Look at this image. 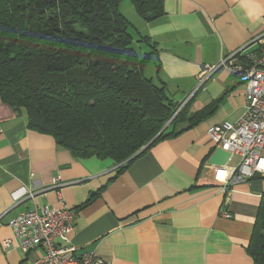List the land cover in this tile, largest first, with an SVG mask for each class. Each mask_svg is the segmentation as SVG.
Masks as SVG:
<instances>
[{
    "label": "crops",
    "instance_id": "crops-1",
    "mask_svg": "<svg viewBox=\"0 0 264 264\" xmlns=\"http://www.w3.org/2000/svg\"><path fill=\"white\" fill-rule=\"evenodd\" d=\"M123 2L130 32L155 43L145 76L165 85L181 103L178 111L186 103L191 115L214 111L117 173L119 165L77 159L51 136L29 130L26 114L0 100V264H28L42 255L2 247L12 238L11 218L63 205L75 211L69 246L77 254L92 251L101 264H254L248 247L264 172L223 192L216 176L239 158L206 132L245 111L244 85L228 64H243L234 54L264 35V0H163L162 16L151 22L130 4L123 12ZM144 46L140 53L149 51ZM179 94L186 95L180 102Z\"/></svg>",
    "mask_w": 264,
    "mask_h": 264
},
{
    "label": "trees",
    "instance_id": "trees-1",
    "mask_svg": "<svg viewBox=\"0 0 264 264\" xmlns=\"http://www.w3.org/2000/svg\"><path fill=\"white\" fill-rule=\"evenodd\" d=\"M121 2L0 0L1 102L24 112L29 130L51 136L73 157L115 163L117 173L215 107L191 115L186 103L172 118L181 103L175 106L165 85L144 74L155 43L130 32ZM128 2L145 21L163 14V0ZM135 43L149 51L138 52ZM248 254L254 264H264V197Z\"/></svg>",
    "mask_w": 264,
    "mask_h": 264
},
{
    "label": "built area",
    "instance_id": "built-area-1",
    "mask_svg": "<svg viewBox=\"0 0 264 264\" xmlns=\"http://www.w3.org/2000/svg\"><path fill=\"white\" fill-rule=\"evenodd\" d=\"M237 54L245 62L229 63L228 69L238 74L244 85L245 111L235 123L214 125L206 132L213 144L239 158L229 173L216 176L225 193L230 186L264 172V35ZM74 217L75 211L65 205L22 212L8 221L12 238L3 240L2 247L16 246L24 254L40 249L42 255L28 264H101L92 251L77 254L69 246L67 235L73 230Z\"/></svg>",
    "mask_w": 264,
    "mask_h": 264
},
{
    "label": "rangeland",
    "instance_id": "rangeland-1",
    "mask_svg": "<svg viewBox=\"0 0 264 264\" xmlns=\"http://www.w3.org/2000/svg\"><path fill=\"white\" fill-rule=\"evenodd\" d=\"M122 6H124V8L122 9L123 12H125L124 9L126 8V6H128L129 8H131L130 5H129V3L127 2V0H124ZM125 13H126V14H129V13H127V12H125ZM122 15H123V14H122ZM128 21H129V20H128ZM135 47H137L138 52H140V51H139V50H141L140 47L142 48L143 46H142L141 44H135ZM138 48H139V49H138ZM144 49H145V46H144ZM142 50H143V48H142ZM147 71L151 73V69H150V68H148ZM147 76H151V75H148V74H147ZM179 95H180V96L177 98V99H178V102L182 101V100L186 97V95H184V94H183L184 96H182L181 94H179ZM175 102H176V101H175ZM175 102H174V103H175ZM183 106H184V105H183ZM183 106H182V107H183ZM176 111H178V110H176ZM177 113H179V111H178ZM177 113L175 112L174 115L172 116V118H175V115H176ZM170 122H171V121H168V122H167V123H168L167 126L169 125ZM165 125H166V124H165ZM165 125H164V126H165ZM167 126H166V127H167ZM163 128H164V127H163ZM163 128H162V129L157 133V135H156V136H155V137H154V138H153V139L147 144L148 146H149V145H150V144H151V143H152V142H153V141H154V140H155V139H156V138H157V137H158V136H159L164 130H165V129H163ZM161 131H162V132H161ZM147 145H146V146H147ZM146 146H144V147H146ZM144 147H143V148H144ZM141 149H142V148H141ZM139 151H140V150H139ZM139 151L136 152L133 156H135L137 153H139ZM263 152H264V151H263ZM263 152H262V155H263ZM137 155H138V154H137ZM133 156H132V157H133ZM132 157H131V158H132ZM113 164H115V163H113ZM115 166H117V165H115ZM117 168H118V167H117Z\"/></svg>",
    "mask_w": 264,
    "mask_h": 264
},
{
    "label": "water",
    "instance_id": "water-1",
    "mask_svg": "<svg viewBox=\"0 0 264 264\" xmlns=\"http://www.w3.org/2000/svg\"><path fill=\"white\" fill-rule=\"evenodd\" d=\"M176 105H177V103H175V106H176ZM167 124H168V123H166V125L164 126L163 129L166 128ZM161 132H162V131H161ZM147 146H148V145H147ZM147 146H146V147H147ZM146 147L142 148V149L139 151V153L142 152ZM139 153H137V154H139ZM137 154H136V155H137ZM136 155H135V156H136ZM135 156H133L132 158H134ZM132 158H131V159H132ZM129 160H130V159H129Z\"/></svg>",
    "mask_w": 264,
    "mask_h": 264
}]
</instances>
